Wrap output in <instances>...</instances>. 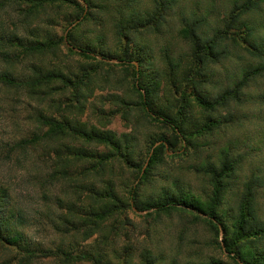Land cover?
<instances>
[{
  "label": "rangeland",
  "instance_id": "1",
  "mask_svg": "<svg viewBox=\"0 0 264 264\" xmlns=\"http://www.w3.org/2000/svg\"><path fill=\"white\" fill-rule=\"evenodd\" d=\"M43 1L20 0L0 8L3 28L24 40L23 43L48 37L58 41L51 51L35 54L23 62L0 61V73L20 77L25 75L26 66L34 65L41 74L56 71L70 80L65 86L57 77L42 87H34V91L11 90L0 83V195L6 194L2 210L6 215L12 214L7 227L21 231L26 241L33 245L53 249L60 243L61 237L55 233L52 220L54 212H65L57 202L65 199L67 188H63L65 178L51 180V176H55L53 172L61 168L54 154L58 145L31 144L22 149H12V146L45 131L36 119L39 113L58 121L66 116L87 131L111 132L117 140H122L121 136L126 134L133 138L128 158L134 165L113 160L105 166L102 178L100 174L87 172L92 164L89 161H75L71 156L72 161L65 166L70 175L66 179L75 181L73 188L67 191L81 192L84 204L88 201V188L93 186L101 192L107 181L117 198V214L102 224L104 231L94 234L81 244L82 247L87 245L86 250L89 249L95 240L101 242L104 235L106 253L115 264H233L222 251L221 244L229 238L247 183L252 186L254 220L258 227L264 223V77L253 79L242 90L238 101L220 106L211 114L189 100V125H198L209 115L217 121V128L207 135L190 138V143L178 145L173 151L166 149L142 181L139 174L140 169L145 170L147 166L150 141L160 136L170 138L171 132L165 125L145 117L134 84L150 86L152 92L149 97L144 93V100H150L153 111L170 108L173 96L165 75L168 70L166 54L186 64L190 44L183 28L194 25L199 36L210 37L215 30L224 29L233 5L245 0H172L162 13L158 10L156 19L150 21L151 27L129 31L125 37L118 34L115 24L116 7L126 4V0L104 2L101 7L95 0L96 8L92 12L97 22L88 19L82 23H79L81 16L79 21L75 19L78 9L84 7L79 0H56L49 5L44 3L41 9L35 6ZM135 5L142 11L155 10L153 0H136ZM26 11L31 13L26 15ZM244 17L253 30L251 42L264 46V3H257ZM10 23L17 24V29ZM76 25L79 26L74 28ZM241 30L229 31L235 32L236 39H230V33L226 35L222 49L227 53L209 61L204 68V90L210 97L233 87L242 68L264 63V59L258 60L247 53L246 44H241ZM68 31L72 32L71 43L64 39ZM68 44L76 46L75 51L78 47L91 46L97 53L85 58L77 52H69ZM118 57H126L128 63L122 64L116 59ZM75 83L81 84L75 87ZM191 128L188 127V132ZM66 144L92 153L109 150L104 145L74 138L67 139ZM224 148H228L229 157L236 162L233 174L226 180L227 188L217 214L222 223L221 237L218 229L215 232L203 220V213H197L196 217L171 212L147 218L146 214L153 210L136 209L135 201L129 199L133 187H136V200L152 202L160 198L163 188L176 186L178 192L179 189L189 191L199 199V204H205L212 188L209 179L194 168L202 162H215ZM75 197L72 195V199ZM21 220L24 221L22 225ZM241 244L245 246L247 257L252 253H264V235ZM3 245L0 241V264H15L19 255ZM57 263L39 258L32 264Z\"/></svg>",
  "mask_w": 264,
  "mask_h": 264
},
{
  "label": "trees",
  "instance_id": "2",
  "mask_svg": "<svg viewBox=\"0 0 264 264\" xmlns=\"http://www.w3.org/2000/svg\"><path fill=\"white\" fill-rule=\"evenodd\" d=\"M44 1L42 4H35V6L37 5L39 9H41L43 5H49L56 0ZM79 1L84 7L78 9L79 12L75 18L76 21H79V16H81V21L79 23L88 21V19L97 22V16L92 12V9L96 8L94 7L96 4L95 0ZM110 1L115 2L120 0H98L97 5L101 7V3H110ZM1 2L2 0L0 1V8H4L8 4L13 5L16 2H20V0H5L3 3ZM135 2L136 0H126V4L116 7L117 20L115 29L118 31L119 35L124 37L129 31H134L141 27H151L150 21L156 19L158 10L162 13L168 5L173 3L172 0H167L166 2L163 0H153L155 10L142 11L137 8ZM257 3H264V0H245L240 5H233L229 17L225 22L224 29L215 30L210 37L202 38L199 36L197 34V27L194 25L183 28V34L190 44V51L185 61L186 64L182 65L180 61L173 60L172 57L166 54L168 70L165 72V75L169 80L170 92L173 96L170 100V108L161 112L153 111L150 100H144V94L141 92V90L144 89L146 97H149L152 92L150 86L143 85L138 87L137 84H134V90L139 94L142 112L145 117L151 122L165 125L171 132L170 138L160 136L150 141V151L156 142L162 141L163 144L156 146L151 155L148 154V157H150L144 172L140 169L139 178L141 181L148 175L149 169L160 161L161 153L167 151L165 144L167 145V149L173 151L178 145L190 143V138L193 139L195 136L200 137L207 135L217 128V121L212 120L209 115L206 116L200 124L189 125V100L193 101L197 108L207 114H211L220 106H227L231 101H238L242 90L246 88L253 79L256 77H264V63L260 62L252 68H242L233 87L225 90L222 94L216 97H210L204 90V68L209 61H215L218 57L227 53L225 48L222 49V43L229 33L230 39L234 40L236 39L235 32L243 28L244 30L240 31L243 37H240V39L242 40L241 44H246L245 50L247 53L258 60L264 59V46L251 42L250 37L253 30L248 27L247 23H249V21L244 17ZM85 5L87 8L86 11ZM103 6V8H106L105 5ZM29 10L31 9L29 8ZM29 12L31 13V11H26L25 14L27 15ZM10 25L13 26V29H17L16 27H18L17 24L10 23ZM78 26L79 25H76L74 28ZM3 27L4 22L0 21V54L2 55L0 61H4L8 64L23 62L35 54L39 55L51 51V49L58 45V41L49 37L45 38V40L37 39L35 40L36 42H33V40L23 43L24 40L18 38V36L12 32H6V29ZM3 29H5V31ZM153 29H156L155 25ZM231 30L235 32H229ZM65 38L71 43L72 32L68 31L64 39ZM237 40L239 39L237 38ZM31 42L33 43L30 44ZM75 47L76 46L72 44H68L69 52H77L78 55L85 58H92L93 53H97L91 46L83 48L77 46L79 49L78 51L74 50ZM116 59L121 61L122 64L128 63L125 60L126 57H118ZM138 63L140 65V61H138ZM24 72H26L25 75L22 74L20 77L19 75L13 76L8 72L0 73V83L5 88L11 90H19L22 88L29 91H34V87H42L48 84L49 81L55 80L57 77H59L57 79H60L65 86L70 84L68 78L56 74V71H51L48 74H41L40 69L36 68L34 65L26 66ZM141 75L142 74H140V76ZM80 84L81 83H75V87H79ZM176 95L178 97H176ZM170 110L172 112H170ZM36 119L39 126L45 128V131L35 134L31 139L19 141L15 146H12V149H22L31 144H46L51 147V144L56 143V145H58L57 149L54 150V148L53 150L55 158L57 159V164H59L61 168L58 167L59 169L53 172L55 176H51V180L55 182L60 178H65L64 189L67 188L68 190L73 188L72 183H75L74 179H66L70 175L68 176L69 173L65 166L70 163L72 159L75 161H89L92 163L87 172H89V174L93 173L94 175L100 174V178L104 175L105 166L113 160L117 159L124 163H132L130 165H134L133 162H131L132 160L128 158V149L132 146L133 140L130 135H123L121 136L122 140H117L111 132L87 131L82 128L80 124L77 125L78 122H70L66 116L58 121L52 117H47L39 113L36 115ZM188 127H192L189 132L187 130ZM69 138L81 140L85 143L104 145L109 150L106 153L87 152L83 149L74 148L66 144V140ZM63 140H65V142H63ZM48 154H50V152ZM235 162L236 161L229 157L228 148H224L218 160L215 162L207 161L195 166L194 170L204 174V176L209 179V184L212 188L205 204H199V199L190 195L191 193L189 191L185 192L179 189L180 192H178L176 186L167 189L163 188L160 193V198L154 199L152 202L147 200H136L134 198L136 187H133L129 191V199L135 201L134 204L136 209L142 211H147L149 209L153 210L146 214L147 218L159 214H169L171 212H182L196 217H198L197 213H203V220L217 232L220 224L222 225L217 214L222 204L223 192L227 188L226 180L233 174ZM109 183L110 182L107 181L106 188L101 192L94 190L93 186L88 188L86 194V199H88V201L86 204H84L85 200L81 198V192H69L71 194L69 197L68 191H64L65 199L61 200L63 204L61 201L57 203L59 208L65 209V212L57 214L54 212L55 218L52 220L55 233L61 237L60 243L56 244L53 249L43 248L36 243L33 245L30 241H26L21 231L7 227L10 218L12 219V214L6 215V211L2 210V200L6 197V194L4 195L2 192V195H0V241L4 243L3 246L5 248L19 255L18 260L14 263L32 264L39 258H47L58 262L57 264H115L108 258L106 253V237L104 235L101 236V242L95 240L87 250L86 247L88 246L86 244L84 247L81 246L83 242L90 240L94 234L104 231V225L102 224L110 217L117 214V198ZM251 187L250 183L245 185L241 199L238 202L237 215L232 224V230L230 234H228L229 238L225 240L223 245L224 250L221 246L222 251L227 254L233 264H264V253H252L247 257L245 256V246L241 244L249 238L264 235V223L258 227L254 220L255 217L251 207L253 204V192ZM72 195H76V197L72 199ZM44 197L48 198L46 195H44ZM90 200L92 201L90 202ZM23 223L24 221L21 220V225ZM4 232H6V234ZM67 238L70 240L68 241Z\"/></svg>",
  "mask_w": 264,
  "mask_h": 264
},
{
  "label": "water",
  "instance_id": "3",
  "mask_svg": "<svg viewBox=\"0 0 264 264\" xmlns=\"http://www.w3.org/2000/svg\"><path fill=\"white\" fill-rule=\"evenodd\" d=\"M86 9H87V8H86V5H85V11H86ZM73 25H74V24H73ZM135 64H136V63H135ZM141 92H142V94H144V91H143V90H141ZM160 144H163V142H162V141L156 142V143L154 144V146H153V148H152V150H151V152H150L149 155H151L153 149H154L156 146L160 145ZM165 147H166V149H167V145H166V144H165ZM149 157H150V156H149ZM149 157H148L147 160H146L145 166L148 164ZM145 166H144V167H145ZM143 170H144V168L142 169V172H143ZM222 233H223V230H222V228L219 226V236H220V237L222 236ZM221 246H222V249L224 250V246H223V244H221Z\"/></svg>",
  "mask_w": 264,
  "mask_h": 264
}]
</instances>
